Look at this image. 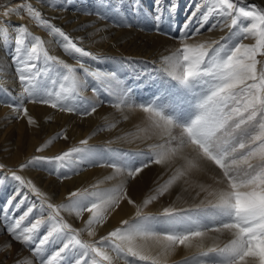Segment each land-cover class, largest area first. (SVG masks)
Wrapping results in <instances>:
<instances>
[{"label":"snow or ice","instance_id":"6c2138e0","mask_svg":"<svg viewBox=\"0 0 264 264\" xmlns=\"http://www.w3.org/2000/svg\"><path fill=\"white\" fill-rule=\"evenodd\" d=\"M206 3L210 6L197 21V13ZM140 6L134 3V11H138ZM165 7L172 15L180 7L179 0H152L150 14L156 21L162 19ZM21 9L38 26L62 38L60 46L77 61V66L49 55L45 42L40 36H32L25 25L9 26L0 21V37L5 42L10 28L16 33L12 61L18 66V80L23 89L18 102L12 98L0 103L12 108L17 118L27 117L29 125H33L36 121L23 106L25 101L85 117L95 113L101 104H108L100 96L104 92L115 96L120 104L139 107L149 114L152 127L164 138V144L158 146L161 150L155 154L151 151L147 154L124 153L119 163L104 161L98 150L87 146L86 140L80 141L81 147L70 148L52 157H32L19 169L49 164L52 165L50 174L61 180L68 178V172L74 174L84 166H108L127 175L121 185L106 196H93L87 190H76L68 193L67 204L47 203L50 211L45 220L44 194L31 180L26 181L15 171L11 172L10 179L17 182V186L7 201L0 205L8 235L22 245H29L31 251L41 256V264H65L66 261L89 264V259L91 264H98L96 257L113 264L110 253H115L116 259H122L124 264L149 260L151 264H159L156 258L142 254L136 241L154 238L165 253L181 245L203 249L199 238L222 227L233 231L234 238L224 247L202 250L198 256L190 258L191 261L195 264H264V67L258 70L259 61L256 59L264 56V9H258L254 4L240 7L237 0H201L196 3L180 28L181 34L175 37L181 42V47L176 51L173 71L163 95L157 91L148 98L138 97L137 91L151 87V82H145L143 86L140 82L129 85L115 72L86 66L81 58L99 61L101 57L79 47L59 27L43 19L41 12L27 0L15 7L5 6L0 14L6 18L12 14L19 16ZM212 15H216L217 20L208 27V31L227 28L231 34L241 19L250 20L247 27H242L240 36L244 39L251 35L255 38L254 45L238 43L229 48L221 43L226 37L210 44H188L186 41L201 34ZM155 30L159 32L158 24ZM257 81L258 84L255 83ZM93 83L103 85V88L92 86ZM89 88L99 103L82 97L81 93ZM258 117L259 131L252 134ZM176 129L179 130L178 135L174 134ZM36 151H43V146ZM153 165L171 169V175L159 192L161 197L179 183L192 187L189 183L191 178L209 166L218 169L217 187L210 190L197 185L199 191L196 196L206 195L205 200L194 207H164L158 214L147 213L144 209L157 197L153 195L143 200L142 205H137L127 195L124 185L129 179L139 178ZM3 168L0 165V185L9 179L3 174ZM29 195L38 198L39 207L37 202L28 203ZM121 201L135 207V215L122 220L95 244L82 242L78 238L79 230L59 218L60 210L64 208L75 211L78 217L87 213L85 229L90 236H95V229L107 224ZM25 204H28L26 208ZM22 208L21 214L16 216L15 213ZM34 212H40V215L30 220ZM45 225L48 230L37 241ZM33 244L34 248L31 247ZM52 244L61 246L45 258L46 246ZM80 249L87 251L77 255ZM89 252L94 256L90 257ZM211 253H215V257L203 259ZM72 257L75 258L70 260ZM183 264H190L189 259Z\"/></svg>","mask_w":264,"mask_h":264},{"label":"bare ground","instance_id":"6f19581e","mask_svg":"<svg viewBox=\"0 0 264 264\" xmlns=\"http://www.w3.org/2000/svg\"><path fill=\"white\" fill-rule=\"evenodd\" d=\"M139 1L145 5L142 7L141 11H134L131 9L134 2H132V4L128 2L126 4L123 0H60V3L52 6L41 4L36 0H27V3L33 4L35 6L34 8L38 11L41 10V14L44 18L51 20L56 27L73 35L78 46L87 48L89 52L94 51L101 54L120 55L123 57V55H125L124 53L136 49V51L146 52V55H150V57L161 62L162 66L165 68L164 70H173L172 65L174 63L173 56L175 55V47L181 43L172 36L173 30L176 31V21L173 22V18L177 12H179L178 15L180 16L188 11L185 17L186 20L195 7V4L201 2V0H179L181 7H179L174 14L169 15V18H167L168 22L165 23L162 28H160L161 23L155 21V18L150 14L151 0ZM246 1H257L259 6H264V0ZM23 2L24 0H0V12L3 11L5 6L15 7ZM173 2H175V0H173ZM67 5L71 8L70 10L66 9ZM209 6L210 4L206 3L201 11L197 13V21L200 19L203 12L207 11ZM238 6L245 7V4L238 2ZM157 11H159V9ZM165 11L168 13L167 7H165L164 12ZM216 20V15L209 17V22L205 28L201 30V34L186 42L193 45L198 42L210 44L212 41L220 40L221 37H226L223 41H226L228 44L242 43L244 45H250L252 43L254 37L251 35L244 39H241L240 36L242 27H247L251 21L247 23L246 19H241L238 27L233 29L231 34L227 28L221 30L218 27L213 31H208V27ZM0 21H5L9 26L25 25L32 36L41 37L45 42V48L49 55L62 60L66 59L62 53L63 50L60 46V42L58 43L60 38L56 37L55 40H52V34H50L48 30H41L36 22L24 13L23 9H21L19 16L12 14L10 17L6 18L0 14ZM139 21L144 23L143 27H141L142 30L135 29V26H128L131 24H138ZM157 24L159 25V32L155 30ZM82 26H84V29L75 31ZM167 26L169 30H166ZM164 31L168 32L167 36L161 34ZM176 34V37L181 34L180 29L177 30ZM15 35L14 29L10 28L7 42L0 37V101H8L14 98V96L15 98L17 96L18 102L20 94L23 91L18 80V66L12 61V49L15 47ZM59 48H61V50H59ZM110 58L111 57H107L106 59ZM73 62H76V60H73ZM41 63L43 62L41 61ZM3 86H9L13 92L10 93L8 90L4 89ZM23 106L28 109V115L36 121V124L29 125L27 117L21 116L17 118V114L12 108L8 107L5 103H0V165L4 166L2 170L3 174L9 177L3 185H0V201H2L1 199H5V203L17 186V182L10 179L11 172L13 171L24 180H31L44 194L46 202L57 206L67 204L68 201L66 197L68 193L76 190H87L92 195L101 196L96 189L102 187L105 182H108L107 180L112 177H115L117 181L119 178L125 176L124 174L120 175L121 172L118 169H113L108 166H84L74 174L69 173L68 178L63 180L58 179L55 174H50L52 165L49 164H41L39 167L35 168L27 167L23 170L19 169L21 164L26 163L34 156L52 157L58 155L63 151L73 148L75 144H77V146L80 145L81 140H86L87 143L106 141L109 145L119 144L121 146L119 142H121L120 138L122 139V136L118 138L114 137V135L117 133L119 134L122 128H117L115 125L113 126L112 123L113 115H118L116 112L119 114L123 112L121 107H118V110H116L112 105H102L98 107V110L91 116L82 117L80 115L60 111L59 109H53L48 105L27 103L25 101ZM105 110L109 111H106L104 114L103 111ZM146 121L150 127L148 129L146 128V136L148 139L154 138L156 143H152L151 141L146 142V147H144V149L161 150L158 146L164 144V138L154 131L149 114L146 116ZM107 124L111 125L106 126ZM61 126L66 129L65 132H67V134L65 137L67 138L63 140H54V138H50V133L56 127L59 129ZM104 126L106 129H102ZM94 129L102 130H99L95 138H90L88 133ZM174 134L177 135L176 133ZM108 138L111 139L107 140ZM49 141H51V143H48ZM42 146L43 151L37 152L36 149ZM70 164H74V162H70ZM213 169V167L209 166L204 172L192 178L202 179L201 183L206 182V178H214L212 175ZM148 171H150V169ZM148 171H146V174ZM126 192L128 196L131 194L129 189H126ZM32 197L34 198L33 195H29L28 203L35 202ZM27 206L28 204H25L24 208ZM131 206L132 205H128L127 201H121L120 207L112 212L107 224L95 229V236H90L85 229L84 221L87 219V213H82L81 216L78 217L75 211H69L64 208L60 210V215L69 221L75 228H78L89 240L98 241L100 237L105 236L111 231L110 229L114 226V223L118 222L122 215L126 216L127 209L130 210ZM24 208L20 211L22 212ZM44 216H47V214ZM0 217H4L3 214H0ZM27 223L26 221V224ZM218 232L217 236L224 242L234 237L233 231L223 229L222 227L219 228ZM214 238L215 236H213V239ZM152 239L154 238L141 239L136 241V243L140 246L141 250L156 252L157 256L155 258L160 260L177 259L197 249L195 245L190 247L181 245L165 253L160 244ZM199 239L202 243H206L208 237L203 236ZM23 246L24 245L20 242L13 240L5 229L4 232L0 229V264H37ZM113 263L122 264V262L114 256Z\"/></svg>","mask_w":264,"mask_h":264},{"label":"rangeland","instance_id":"374dc122","mask_svg":"<svg viewBox=\"0 0 264 264\" xmlns=\"http://www.w3.org/2000/svg\"><path fill=\"white\" fill-rule=\"evenodd\" d=\"M36 1H38L41 4H44V5L47 4V5H51V6L60 3V0H36ZM137 1H139V0H136V1L123 0V2H125L126 4L128 2H130L131 4H132V2H134L136 4H140L141 6L139 8V11H141L142 7H144L145 5L142 4L141 1H139V2H137ZM151 2H152V0H151ZM237 2H239V1L237 0ZM243 3L245 4V7L248 5L254 4L257 6V8L259 7V9H264V6H259L257 4V1L255 2V1L243 0ZM193 4H195V3H193ZM31 5H32V7H35L33 4H31ZM131 7H132L131 9L134 10L133 6H131ZM150 7H151V5H150ZM66 9L70 10L71 8H69V6L67 5ZM39 11L41 12V10H39ZM178 13L179 12H177L175 17L173 18V22L176 21V27H175L176 31L173 30V34H172L173 37H176L177 30L180 29L183 21L185 20V17H186V14L188 13V11H187V13H183L180 16L178 15ZM42 18H44L43 15H42ZM153 18H154V16H153ZM167 18H169V14L165 11L162 13V19H160L158 21L159 23H161L160 28H162L163 25H165V23L168 22ZM44 19H46V18H44ZM49 21L55 26V24L51 20H49ZM139 22H140V24H139ZM139 22H138V24H131V26L132 27L135 26V29H137V30H142L141 27H143L144 23L142 21H139ZM248 22H250V20H247V23ZM137 26L140 28H138ZM38 27H40V26H38ZM40 28L43 31H47V29H44L42 27H40ZM82 29H84V26L76 29L75 31L82 30ZM166 30H169L168 26H167ZM62 31L67 33V31H65V30H62ZM167 33L168 32L164 31L161 34L167 36ZM54 35H52V37H51L52 40L53 39L55 40L56 37L60 38L57 34H54ZM67 35L69 37H71L74 42H76L73 35H71L70 33H67ZM61 40H62V38H60L58 43ZM1 42H3V41H1ZM221 43L226 45L229 48L236 46V43H229L228 44L226 41H221ZM254 43H255V38L253 39L252 43L249 46L254 45ZM197 44H200V43L198 42ZM180 47H181V43L175 47V52H174L175 54H176V51ZM83 49H85L87 51V48L84 47ZM59 50H61V48H59ZM62 53L66 58L64 60H65V62H67V64L72 65V66H75V65L77 66V63H76L77 61L73 62V60L75 61V59H73L70 55L66 54L64 51H62ZM90 53H92L95 56H99L102 59H100L99 61H94L90 57L89 58H81L86 66H89L92 68L98 67V68L104 70L105 72H115L118 77H120L122 80L126 81L129 85H131L135 82H140L141 86H143V84L145 82H151V87L143 89L142 91L141 90L137 91V95L140 98H148L151 96V94L153 92H157V91H160V94L163 95V90L165 89V87L169 83L170 72L173 71V70H167V69L164 70L165 68L162 66L161 62H159L158 60H156L153 57H150V55H146V52L136 51V49H133L131 51H128L127 53H124L125 55H123V57L120 55L101 54V53L94 52V51H91ZM107 57H111V58L106 59ZM256 59L259 61V63L257 64V69L259 70L262 67H264V56H257ZM174 61H175V55L173 56V62ZM112 67H115V68H112ZM78 72H79V69H78ZM248 83H254V82L248 81ZM255 83L258 84V81ZM92 86L103 88V85H99V84H95V83H93ZM3 87H4V89L8 90L10 93L13 92L9 86H3ZM86 92H88L89 94ZM81 95L84 99L89 98L86 100H89V101L94 102V103H99V101L97 100V96L91 91V88L83 91L81 93ZM100 96L103 100L108 101V104H101V106L102 105H108V106L112 105V107L115 108L116 110H118V107H121L123 110V112L121 114L116 112L118 115L114 114L113 120H112L113 126L115 125L117 128L118 127L122 128V130L119 131V134L117 133L116 135H114V137H118V138H120V136H122V139L120 138L121 142H119V143H121V146L119 144L118 145L117 144L109 145V144H107L106 141L105 142L104 141H96L93 143H87L88 147H91L93 149L97 148L96 150H98L99 155L103 158L104 161H108V162L115 161L117 163L120 162V157L124 153L147 154L151 151L153 154H155L156 152L160 151V149H144V147H146V142L151 141L152 143H156L154 138L148 139L146 136V128L147 129L150 128L148 125V122L146 121L147 113H144L142 111V109H140L139 107L131 108V107H128L126 105L120 104L119 100L115 96L106 94L104 92H101ZM14 98H15V96H14ZM15 99L17 100V96ZM106 111H109V110H105V111H103V113L105 114ZM109 125H111V124H107L106 126H109ZM102 129H106L105 126ZM102 129H99V130H102ZM65 130L66 129L63 126H61L59 129L56 127L50 133L49 137L54 138V140H63L64 139L63 137H65L67 134V132H65ZM99 130L94 129V130L90 131L88 133V135L90 136V138H95L96 134L99 133ZM258 131H259V117L257 118V121L255 122V126L252 129V134H256ZM174 133H176L178 135L179 130L178 129L174 130ZM56 137H60V138H56ZM109 139H111V138H108L107 140H109ZM97 142H99V143H97ZM73 146L74 147H81L82 145L77 146V144H75ZM149 169H150V171H148ZM65 171H67V170H65ZM146 171H148L147 174H146ZM216 172H218V169H213L212 175L214 176V178H206L207 181L203 182V183H201L202 179L191 178V180H193V181H190L189 183L192 185V187H190L189 185L183 184V183H179L177 185H174L168 192L165 193V195L163 197H161V196H159V192L162 190L165 181H167L169 176L171 175V169H168V168L162 167V166H158V165H153V166L149 167L147 170H145L143 172V174L139 176V178L134 179V180L129 179L126 182V184L124 185V187H125V189L130 190L131 194L129 195V197L133 201H135V203L137 205H142L143 200L150 198L151 196L155 195L157 197V199L154 200L150 205H148V207L145 208L144 211L147 213H150V214H158V213L162 212L164 207L188 208V207H194L196 205H199L201 203V201L205 200L206 194L201 193L200 196H196V192L199 191V187H197V185H204L206 187H209L210 190L217 187V185L215 183V179H218V177H216ZM69 173L71 174L72 172H68V174ZM123 174L125 176L127 175L126 172ZM120 175H122V174L120 173ZM114 179H115V177L108 179L107 180L108 182H105V184L102 187H99L98 189H96L101 196H106L111 191H113L114 189L119 187L121 185V181L124 179V177L119 178V180H117V181H116V179L115 180ZM138 189H139V191H138ZM93 196H95V195H93ZM208 199H212V198L208 197ZM1 200L3 202L0 201L1 202L0 205H3L5 199H1ZM33 200L35 202H37L39 205V201H38V198L36 196H34ZM128 205H130V204H128ZM130 208H131L130 210L127 209L126 216L122 215L120 217L119 221L115 222L114 226L110 230H113L115 227L119 226L120 222L122 220H128L135 215L137 209L133 206H131ZM48 211H50V210L47 209V202H46L44 204V215H46ZM20 212L19 213L16 212L15 215L19 216L21 214ZM39 215H40V212H34L32 214V216L30 217V220H34ZM3 218L4 217H0V229L2 232H4L5 224H6V221ZM59 218L63 219L65 222L70 224L69 221H67L63 216L60 215ZM44 219L47 220V216H44ZM3 224H4V226H3ZM71 226H72V228L79 230L78 228H75L73 225H71ZM211 226L217 227V225H211ZM2 228H3V230H2ZM47 230H48V226L45 225L41 229V231L37 237V241L41 236L44 235V233ZM218 231L206 232L205 236L208 237V240L206 241V243H203V245H204L203 249L197 248V249L185 254L184 256L179 257L177 259H173V260H170V259L160 260L157 258L156 259L159 261V264H183V262L186 259H189L190 264H195V262L191 261L190 258H192L194 256H198L202 250H207L208 248L224 247L234 238V237L232 239L230 238L228 241L224 242L217 236V233H219ZM213 236H215L214 239H213ZM78 238L82 242L87 243V244H95L97 242V240H89L86 236L83 235V233H81L80 230L78 231ZM152 240H155V239H152ZM117 242H119V241H117ZM60 246L61 245H59V244H52V245L46 246V251L43 253V256L45 258L50 257ZM23 247L27 249V251L30 253V255L32 256L33 261H35V263L41 264V256L39 254L31 251L29 245H24ZM31 247L34 248L35 245L34 244L31 245ZM85 251H87V250L80 249L79 252L77 253V255L79 253H82ZM141 251H142V254L150 255L153 258H155L157 256L156 252H147L144 250H141ZM88 255L90 257L94 256V254H92L90 252L88 253ZM111 255H113L115 257V253H112ZM213 257H215V253H211L209 257H204L203 259L208 260V259L213 258ZM74 258L75 257H72V258H70V260L74 259ZM129 259H132V258L130 257ZM96 260L98 261V264H107V261H100L98 257H96ZM118 260H120V262H122V264H124V261L122 259H118ZM65 264H70V262L66 261ZM89 264H91V259H89ZM137 264H151V261L150 260L149 261H137Z\"/></svg>","mask_w":264,"mask_h":264}]
</instances>
